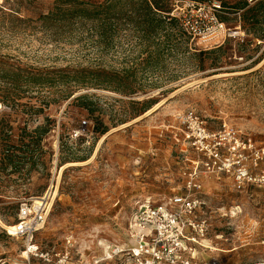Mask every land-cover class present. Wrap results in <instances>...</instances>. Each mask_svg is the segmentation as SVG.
Returning a JSON list of instances; mask_svg holds the SVG:
<instances>
[{
    "label": "rangeland",
    "instance_id": "1",
    "mask_svg": "<svg viewBox=\"0 0 264 264\" xmlns=\"http://www.w3.org/2000/svg\"><path fill=\"white\" fill-rule=\"evenodd\" d=\"M156 1L147 13L143 0H0V264H125L136 202L207 171L183 146L187 111L264 147V15L246 14L264 0H220L237 33L220 47L164 16L181 0ZM74 2L110 6L82 18ZM56 188L40 230L6 233ZM203 188L210 231L195 260L264 264V189Z\"/></svg>",
    "mask_w": 264,
    "mask_h": 264
},
{
    "label": "built area",
    "instance_id": "2",
    "mask_svg": "<svg viewBox=\"0 0 264 264\" xmlns=\"http://www.w3.org/2000/svg\"><path fill=\"white\" fill-rule=\"evenodd\" d=\"M243 1L250 6L260 0ZM179 2L181 8L175 6L165 15L177 19L183 33L192 39L220 47L237 34L231 33L221 20L227 8L220 0ZM178 121L186 154L207 171H183L182 193L162 200L143 198L136 202L131 218L136 243L127 252L129 260L125 264H202L194 256L198 249L206 248L204 242L210 231L204 177L228 178L236 191L264 189V147L256 146L248 134L225 124L221 129H211L194 111L182 114ZM45 215L43 207L32 209L23 205L19 209L18 229L7 233L32 235L42 228Z\"/></svg>",
    "mask_w": 264,
    "mask_h": 264
},
{
    "label": "trees",
    "instance_id": "3",
    "mask_svg": "<svg viewBox=\"0 0 264 264\" xmlns=\"http://www.w3.org/2000/svg\"><path fill=\"white\" fill-rule=\"evenodd\" d=\"M192 1H196V2H205V1H209V0H192ZM104 4L105 5H94V4H90V3H77V2H74L71 6H73L74 7V10H76L75 11V13H77V14H79V15H81L82 16V18H90V17H95V16H91V15H89L90 13H89V10L88 9H90V7L91 8H93V9H108L109 8V6H110V4L109 5H107V3L106 2H104ZM143 4H144V10L147 12V13H151V11L152 10H155V11H160V9H158L159 8V6H158V2L156 1V0H143ZM244 5H246V3L244 2V4H243V6ZM260 5H262V8L263 9H250V10H248L247 11V13L246 14H251V13H253L252 15H251V18L252 19H254L255 17H257V15L260 13V14H262V15H264V1L263 2H260ZM225 7V6H224ZM98 12V11H97ZM171 12V11H170ZM170 12H168V13H170ZM98 14H99V12H98ZM165 14H167V12L165 13ZM97 16V15H96ZM164 16H166V15H164ZM167 17V16H166ZM167 19L168 20H171V21H175V19L174 18H170V17H167ZM222 21H223V17H222V19H221ZM161 22H163V21H159V25H160V23ZM224 22V21H223ZM84 98H86V96H84V97H81V99H84ZM147 109H149V108H147ZM146 109V110H147ZM145 110V111H146Z\"/></svg>",
    "mask_w": 264,
    "mask_h": 264
},
{
    "label": "bare ground",
    "instance_id": "4",
    "mask_svg": "<svg viewBox=\"0 0 264 264\" xmlns=\"http://www.w3.org/2000/svg\"><path fill=\"white\" fill-rule=\"evenodd\" d=\"M160 104H156L150 111L157 109L159 107ZM148 111V113L150 112ZM51 188V187H50ZM50 191L47 192V194L45 195L44 198H34V206L35 207H43L44 209H46V214L49 211V208L51 207V204L56 196L57 193V188L55 189V191L51 192V194H49ZM50 195V196H49ZM49 197V198H48ZM17 225L10 227V228H6L7 232H14V230H17ZM6 232V233H7ZM32 248L29 247L28 251L24 252L23 254L27 256V254L30 252V249Z\"/></svg>",
    "mask_w": 264,
    "mask_h": 264
}]
</instances>
